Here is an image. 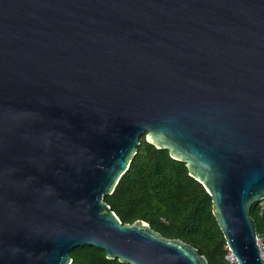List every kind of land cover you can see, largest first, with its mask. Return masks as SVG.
<instances>
[{
    "label": "water",
    "instance_id": "obj_1",
    "mask_svg": "<svg viewBox=\"0 0 264 264\" xmlns=\"http://www.w3.org/2000/svg\"><path fill=\"white\" fill-rule=\"evenodd\" d=\"M141 135L203 185L236 264H264V0H0V264H208L104 202Z\"/></svg>",
    "mask_w": 264,
    "mask_h": 264
},
{
    "label": "trees",
    "instance_id": "obj_2",
    "mask_svg": "<svg viewBox=\"0 0 264 264\" xmlns=\"http://www.w3.org/2000/svg\"><path fill=\"white\" fill-rule=\"evenodd\" d=\"M104 202L122 222H147L167 238H177L197 248L208 264H229L226 241L212 213V199L203 185L188 174L168 150L149 144L144 135L127 170ZM257 236L264 241V215L257 203L250 207ZM70 264H128L106 258L103 249L84 244L69 251Z\"/></svg>",
    "mask_w": 264,
    "mask_h": 264
},
{
    "label": "built area",
    "instance_id": "obj_3",
    "mask_svg": "<svg viewBox=\"0 0 264 264\" xmlns=\"http://www.w3.org/2000/svg\"><path fill=\"white\" fill-rule=\"evenodd\" d=\"M257 203V209L259 214L264 215V198H262L261 200H259ZM257 242H258V246H259V250L261 253V257L264 260V241L262 240L261 237L257 236ZM227 253L229 255V259L228 262L230 264H236V259L234 257V255L230 252V250L227 248Z\"/></svg>",
    "mask_w": 264,
    "mask_h": 264
},
{
    "label": "rangeland",
    "instance_id": "obj_4",
    "mask_svg": "<svg viewBox=\"0 0 264 264\" xmlns=\"http://www.w3.org/2000/svg\"><path fill=\"white\" fill-rule=\"evenodd\" d=\"M228 259H229V255H228V253H226V254H225V260L228 261ZM228 263H229V262H228ZM229 264H230V263H229Z\"/></svg>",
    "mask_w": 264,
    "mask_h": 264
}]
</instances>
